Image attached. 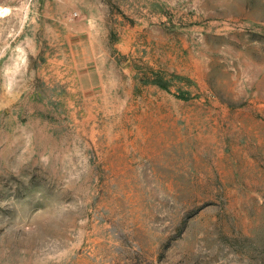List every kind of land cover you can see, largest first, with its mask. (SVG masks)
<instances>
[{
    "label": "rangeland",
    "instance_id": "rangeland-1",
    "mask_svg": "<svg viewBox=\"0 0 264 264\" xmlns=\"http://www.w3.org/2000/svg\"><path fill=\"white\" fill-rule=\"evenodd\" d=\"M0 264H264V0H0Z\"/></svg>",
    "mask_w": 264,
    "mask_h": 264
},
{
    "label": "bare ground",
    "instance_id": "bare-ground-1",
    "mask_svg": "<svg viewBox=\"0 0 264 264\" xmlns=\"http://www.w3.org/2000/svg\"><path fill=\"white\" fill-rule=\"evenodd\" d=\"M5 10L2 11V13L4 12ZM6 12V11H5ZM3 15V14H2Z\"/></svg>",
    "mask_w": 264,
    "mask_h": 264
}]
</instances>
